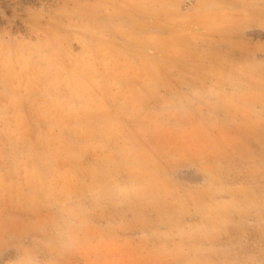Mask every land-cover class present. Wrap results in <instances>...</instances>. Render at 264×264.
I'll return each mask as SVG.
<instances>
[{
  "label": "rangeland",
  "instance_id": "obj_1",
  "mask_svg": "<svg viewBox=\"0 0 264 264\" xmlns=\"http://www.w3.org/2000/svg\"><path fill=\"white\" fill-rule=\"evenodd\" d=\"M263 40L264 0H0V261L264 264Z\"/></svg>",
  "mask_w": 264,
  "mask_h": 264
},
{
  "label": "crops",
  "instance_id": "obj_2",
  "mask_svg": "<svg viewBox=\"0 0 264 264\" xmlns=\"http://www.w3.org/2000/svg\"><path fill=\"white\" fill-rule=\"evenodd\" d=\"M238 72L244 74V76L239 80V85L235 87L236 90L245 92L243 98H245L251 110L264 113V53L255 55L251 64L247 67H240ZM230 91H233V89H230ZM230 91L229 93H231ZM260 117L262 116H259L256 120L253 119L252 125L255 128L264 121Z\"/></svg>",
  "mask_w": 264,
  "mask_h": 264
},
{
  "label": "clouds",
  "instance_id": "obj_3",
  "mask_svg": "<svg viewBox=\"0 0 264 264\" xmlns=\"http://www.w3.org/2000/svg\"><path fill=\"white\" fill-rule=\"evenodd\" d=\"M72 236L68 229L53 226L48 240L42 244H33L31 246L21 245L16 259L11 261H0V264H55L54 261L40 259L39 252L42 247H50L59 250L70 246Z\"/></svg>",
  "mask_w": 264,
  "mask_h": 264
}]
</instances>
